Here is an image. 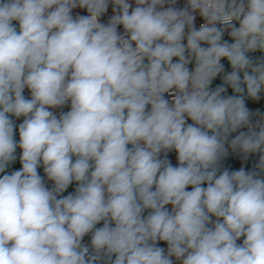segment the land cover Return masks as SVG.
Wrapping results in <instances>:
<instances>
[{
	"label": "clouds",
	"instance_id": "9594fccd",
	"mask_svg": "<svg viewBox=\"0 0 264 264\" xmlns=\"http://www.w3.org/2000/svg\"><path fill=\"white\" fill-rule=\"evenodd\" d=\"M0 264H264V0H0Z\"/></svg>",
	"mask_w": 264,
	"mask_h": 264
},
{
	"label": "crops",
	"instance_id": "0c3cea01",
	"mask_svg": "<svg viewBox=\"0 0 264 264\" xmlns=\"http://www.w3.org/2000/svg\"><path fill=\"white\" fill-rule=\"evenodd\" d=\"M255 159H256V158H252V161H250V163H251V162H254V161H255ZM70 190H71V189H70Z\"/></svg>",
	"mask_w": 264,
	"mask_h": 264
}]
</instances>
